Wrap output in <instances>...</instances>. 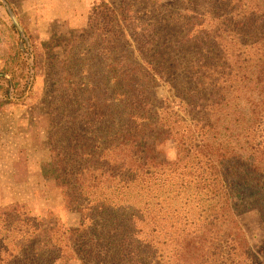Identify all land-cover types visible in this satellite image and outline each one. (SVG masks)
Segmentation results:
<instances>
[{
    "label": "trees",
    "instance_id": "obj_1",
    "mask_svg": "<svg viewBox=\"0 0 264 264\" xmlns=\"http://www.w3.org/2000/svg\"><path fill=\"white\" fill-rule=\"evenodd\" d=\"M120 2L41 44L1 23L0 112L44 69L41 172L79 221L0 206V264H140L156 244L166 264H264L238 221L264 225V0L152 1L157 25Z\"/></svg>",
    "mask_w": 264,
    "mask_h": 264
},
{
    "label": "rangeland",
    "instance_id": "obj_2",
    "mask_svg": "<svg viewBox=\"0 0 264 264\" xmlns=\"http://www.w3.org/2000/svg\"><path fill=\"white\" fill-rule=\"evenodd\" d=\"M102 1L114 6L121 3V0H0V29L1 23H12L6 10L8 6L23 32L26 30L36 44L70 37L81 33L87 24L88 10ZM125 1L144 22L155 25L161 16H157V6L152 1H159L170 10L178 8V0ZM1 59L0 54V68ZM50 86L49 76L41 69L30 92L0 112V206L18 202L27 205L37 217L44 218L51 212L66 226L74 227L79 221L78 213L64 208L55 183L45 179L41 172V165L49 159ZM155 90L156 96L157 93L159 96L167 93L165 88L157 90V85ZM152 144L158 160H174L176 148L172 142L153 141ZM238 221L253 251L264 257V225L259 210L250 208L238 216ZM152 250L143 256L140 264H166L163 259L157 260V244Z\"/></svg>",
    "mask_w": 264,
    "mask_h": 264
},
{
    "label": "water",
    "instance_id": "obj_3",
    "mask_svg": "<svg viewBox=\"0 0 264 264\" xmlns=\"http://www.w3.org/2000/svg\"><path fill=\"white\" fill-rule=\"evenodd\" d=\"M6 10H7L8 14H9V17H10V19H11V21H12V24H13L15 27H17V29L19 30L21 36H23V35H24L23 30H22V28L19 26V24H18V22H17L15 16L13 15L11 9H10L8 6H6ZM0 77H2V75H0Z\"/></svg>",
    "mask_w": 264,
    "mask_h": 264
},
{
    "label": "crops",
    "instance_id": "obj_4",
    "mask_svg": "<svg viewBox=\"0 0 264 264\" xmlns=\"http://www.w3.org/2000/svg\"><path fill=\"white\" fill-rule=\"evenodd\" d=\"M9 112H10V109H9Z\"/></svg>",
    "mask_w": 264,
    "mask_h": 264
}]
</instances>
